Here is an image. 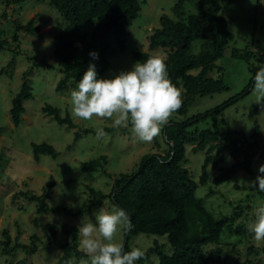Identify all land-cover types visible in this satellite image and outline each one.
<instances>
[{
	"label": "rangeland",
	"instance_id": "1",
	"mask_svg": "<svg viewBox=\"0 0 264 264\" xmlns=\"http://www.w3.org/2000/svg\"><path fill=\"white\" fill-rule=\"evenodd\" d=\"M176 0H141V10L129 28L124 50H114L105 53L109 61L108 69L101 78H111L121 70H130L137 62L133 59L134 51H146L148 36L158 27L161 14L171 15V8ZM194 12L192 4L186 9ZM7 17L2 16L3 13ZM227 30L230 37L223 54L216 61L228 89L197 98L183 115L173 118L188 119L214 107L232 101L216 116L196 123L193 128L198 130L211 129L222 131L226 127L241 131L250 139L254 130V121L259 126V133L264 139V110L254 103V75L252 67L258 70L260 54L264 62V4L256 0H233L226 11ZM35 18L40 25L42 37L20 33L18 48L13 43L0 52V264H63L61 250L49 246L48 240L65 241L66 234L63 225L76 227L82 220L94 221V213L101 209L110 210L115 205L108 194L111 192L114 177L120 172L135 171L139 160L147 153L166 152L167 145L163 132L152 143L138 140L129 129L113 127L112 122L93 118L92 121L74 119L71 115L70 96L77 88L78 82L68 81L57 90L58 83L63 75L58 71L56 62L52 61V35L61 26L62 17L50 4L49 0H28L21 4H13L6 8L0 0V34L2 38L11 39L14 32V20L22 23ZM64 25V24H63ZM92 23L82 25L83 32H90ZM3 30V32H2ZM109 45H114V36L109 33ZM97 44V42H95ZM248 49L253 52L249 61L231 56L232 49ZM193 49L198 51L197 41ZM150 51V50H149ZM165 55L162 48L152 53ZM16 53V54H15ZM29 58V59H28ZM43 60V62H42ZM212 77H219L215 68L208 73ZM27 80L31 86L32 97L23 102L24 112L22 120L15 126L11 120L10 108L12 98L20 90L21 84ZM50 104L59 109L60 115L66 114L72 119L75 126L68 127L58 124L53 118L45 115L41 108ZM257 107V112L250 115ZM103 127L106 135L96 139V133L86 132V129L95 130ZM78 134L77 137L75 135ZM32 142H46L54 146L58 155L53 158L41 155L38 162L33 157ZM102 167L97 171H82L84 162L99 157ZM205 157L204 150L193 151L191 145H186L185 163L191 178L197 183L195 195L201 197L207 211L214 218L230 215L239 204H249L250 208L235 218L231 225L247 224L254 220V210L264 206V195L257 189L248 187L247 181L255 179L261 164H264V154L255 155L252 159V172L242 170L235 172L228 180L215 182L213 178L219 168L229 166L233 159L229 151H225L224 160L214 168L207 167L208 179L205 184H199L201 168ZM54 181L46 202L49 206H64L73 212L84 210L81 214L67 215L62 212L44 211L38 213L37 203L24 198L21 191H31L41 194L44 187ZM102 191L106 197L100 199L89 193V189ZM92 203L95 206L90 207ZM52 223L57 226V234L53 236L50 230L43 228L44 224ZM202 223L197 218H189L190 233L200 229ZM10 237L11 245L16 242L30 243L29 237L36 234L39 237L36 252L26 255L24 250L17 249L9 254H2V242ZM78 234V245H79ZM71 242V235L67 238ZM117 242H126L124 232L116 237ZM167 235L139 233L127 240L129 250L139 247L146 251L157 242L164 254H171V246L167 242ZM223 250H232L215 257L211 264H243L246 259L264 263V253L260 249L264 242H256L254 235L247 230V234L238 235L223 228L220 233V242L216 244ZM209 244L207 249L216 246ZM248 246L259 250L246 257ZM79 248V247H78ZM85 257L76 258L72 253L71 264H81ZM158 255L151 253L147 260L137 261V264H158Z\"/></svg>",
	"mask_w": 264,
	"mask_h": 264
},
{
	"label": "trees",
	"instance_id": "2",
	"mask_svg": "<svg viewBox=\"0 0 264 264\" xmlns=\"http://www.w3.org/2000/svg\"><path fill=\"white\" fill-rule=\"evenodd\" d=\"M28 0H2L5 7L13 4H21ZM50 4L62 17L61 27L52 37L51 50L52 61L56 62L58 71L63 75L58 83L57 90L68 81L78 82L90 63L95 64L98 78L108 69L109 61L105 53L114 50H124L128 36L127 29L132 21L137 18L141 10V0H49ZM233 0H176L171 8V15L161 14L158 27L149 34L148 48L146 51H134L132 57L136 61L144 62L152 51L162 48L167 57L166 63L169 76L173 83L182 86L183 106L177 115L183 116L193 102L206 95L219 93L228 89L227 83L221 74L222 68L216 61L223 54L230 37L227 30L226 11ZM187 4H192L194 12L186 9ZM4 18L7 14H2ZM92 23L90 32H83L81 27L85 23ZM14 32L11 39L2 38L0 34V52L15 44L18 48V35L24 33L35 38L42 37L40 25L35 18L22 23L14 20ZM64 24V25H63ZM3 32V30H2ZM1 33V32H0ZM4 33V32H3ZM114 36V45H109L108 36ZM197 41L198 51L193 49V43ZM97 42V44H95ZM98 54V58L90 55ZM16 54V53H15ZM231 56L249 61L253 52L246 49L234 48ZM257 60L264 62L262 54ZM29 59V58H28ZM43 62V60H42ZM44 63V62H43ZM217 68L220 73L215 78L208 73ZM253 74L257 71L251 68ZM32 97L31 86L27 80L21 84L20 90L12 98L10 116L13 124L18 126L24 112L23 102ZM232 101L214 107L203 113H199L188 119L172 118L163 129L164 141L167 145L166 152L147 153L139 160L135 171L120 172L113 180L111 192L108 194L111 202L126 211L130 216L134 227L129 232H124L126 242L124 247L129 251L127 240L132 235L139 233L167 235V242L171 246V254H164L161 246L154 242L145 253L147 260L151 253L158 255V264H211L215 257L226 253H234L232 250H223L217 246L220 242V233L223 228L238 235L247 234L245 224L232 226L235 218L250 208L249 204H239L230 215L214 218L209 214L201 197L195 195L197 183L189 175L185 163L186 145H191L193 151L204 150L199 184H205L208 179L207 167L216 168L224 160L225 151H229L233 162L226 167L219 168L218 174L213 178L215 182L228 180L235 172L242 170L252 172V159L255 155L264 154V139L259 133V126L254 121V130L250 139L239 131L226 127L222 131L211 129L198 130L193 128L196 123L218 115L223 108ZM41 111L53 118L58 124L68 127L75 126L68 114L60 115L57 107L44 104ZM257 112V107L250 114ZM175 114V115H176ZM110 126L106 130H112ZM2 129L0 128V133ZM86 132H95L86 129ZM78 134L75 135L77 137ZM33 159L38 162L41 155H49L55 158L58 151L46 142H32ZM101 156L84 162L82 171H97L102 167ZM54 181L45 186L41 194L31 191H21L20 194L28 201L37 203V212L51 211L62 212L67 215L81 214L84 210L73 212L64 206H49L46 199L49 197ZM89 193L100 199L106 197L102 191H96L88 187ZM262 196L264 192L257 189ZM92 203L90 207L95 206ZM197 217L202 225L200 229L190 233L189 218ZM43 228L50 230L55 236L57 226L52 223L44 224ZM65 241L48 240L49 246L61 250L63 264L71 260L72 253L76 258L85 257L79 250L77 228L71 225H63ZM71 235V242L67 238ZM2 242V254H9L17 249L24 250L26 255L36 252L39 237L32 234L30 243H10V237L6 234ZM209 246L213 248L207 249ZM264 253V246L260 249ZM259 252L254 246H248L246 257ZM243 264H264L255 260L246 259Z\"/></svg>",
	"mask_w": 264,
	"mask_h": 264
},
{
	"label": "clouds",
	"instance_id": "3",
	"mask_svg": "<svg viewBox=\"0 0 264 264\" xmlns=\"http://www.w3.org/2000/svg\"><path fill=\"white\" fill-rule=\"evenodd\" d=\"M259 2L264 4V0ZM90 55L98 58L95 52ZM166 60L165 55L157 52L111 78H98L95 64L90 63L71 92L72 117L81 121L108 120L112 127L127 128L139 141L152 143L183 106L182 86L173 83ZM253 79L254 103L264 110V65L259 66ZM95 132L98 140L106 135L103 127H97ZM247 185L264 192V164ZM93 215L94 221L83 219L77 226L79 250L88 258L81 264H137L146 258L143 249L135 247L126 251L124 244L116 240L118 234L134 227L124 209L114 206ZM254 217L247 230L256 242H264V206L254 210Z\"/></svg>",
	"mask_w": 264,
	"mask_h": 264
}]
</instances>
